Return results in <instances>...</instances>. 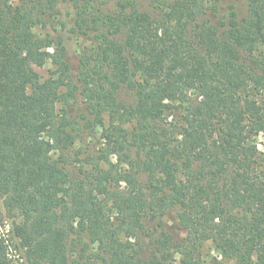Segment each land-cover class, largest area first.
I'll return each mask as SVG.
<instances>
[{"label": "trees", "instance_id": "obj_1", "mask_svg": "<svg viewBox=\"0 0 264 264\" xmlns=\"http://www.w3.org/2000/svg\"><path fill=\"white\" fill-rule=\"evenodd\" d=\"M61 1L92 34L75 67ZM109 1L0 0V205L23 264H264V0L242 19Z\"/></svg>", "mask_w": 264, "mask_h": 264}, {"label": "rangeland", "instance_id": "obj_2", "mask_svg": "<svg viewBox=\"0 0 264 264\" xmlns=\"http://www.w3.org/2000/svg\"><path fill=\"white\" fill-rule=\"evenodd\" d=\"M99 6L103 5V10L110 8L111 1L107 4H103L106 0H95ZM221 4H230L234 5L237 11L239 19H242L246 16V0H220ZM60 11V19L65 23V28L62 32L63 43L67 50L70 63L73 67L77 64V58L83 50L90 48L92 45V34L83 35L78 26L75 23L76 21V12L73 7L68 3L60 2L58 5ZM52 69L50 62H47L43 67H33V70L42 78L46 79L48 77L49 70ZM123 98L126 101H130L129 94L124 93ZM79 113V112H78ZM77 110L73 112L74 116H78ZM82 124V123H81ZM75 149L80 150L79 158L84 159L86 154H92L93 151H97L100 148L99 138L95 133H90L88 130L82 129L78 133ZM257 146L260 153L264 156V136L259 135L257 137ZM12 220L7 217L6 212L2 209L0 205V239H4L7 246V253L9 257H14L15 263L23 264L22 252L17 249L16 240L12 234ZM169 224H171L169 222ZM8 226V227H7ZM172 226V225H171ZM2 239V240H3ZM205 251L214 255L217 252L213 250L212 247L207 246Z\"/></svg>", "mask_w": 264, "mask_h": 264}, {"label": "built area", "instance_id": "obj_3", "mask_svg": "<svg viewBox=\"0 0 264 264\" xmlns=\"http://www.w3.org/2000/svg\"><path fill=\"white\" fill-rule=\"evenodd\" d=\"M7 227H8V226H7ZM1 237H4L3 234H2V236L0 235V238H1ZM2 239H3V238H2ZM3 240H4V239H3ZM4 242H6V241L4 240ZM6 243H7V242H6Z\"/></svg>", "mask_w": 264, "mask_h": 264}]
</instances>
